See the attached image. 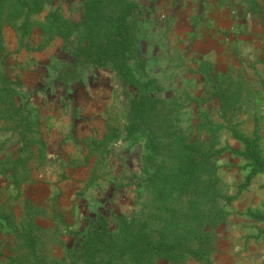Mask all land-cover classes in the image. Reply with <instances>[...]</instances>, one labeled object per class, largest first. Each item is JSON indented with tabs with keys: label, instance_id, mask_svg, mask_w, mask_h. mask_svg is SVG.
Listing matches in <instances>:
<instances>
[{
	"label": "rangeland",
	"instance_id": "374dc122",
	"mask_svg": "<svg viewBox=\"0 0 264 264\" xmlns=\"http://www.w3.org/2000/svg\"><path fill=\"white\" fill-rule=\"evenodd\" d=\"M136 1L141 8L136 26L143 59L134 77L153 80L157 96L175 98L183 107L181 121L195 126L197 112L203 110L213 122L222 125L216 136L218 146L227 150L219 158V174L238 191L249 169L245 158L230 151L244 150L232 129L253 137L257 128L264 159V15L250 11L245 0H226L222 4L216 0ZM258 1L259 7H264V1ZM82 3L83 0H53L38 16L43 18L59 9L62 17L77 21ZM79 36L77 32L66 39V46L56 36L38 50L34 46L41 40L39 31L27 39L28 45L20 46L15 30L3 27L5 47L0 51V72L11 79L18 91L17 99L25 103L36 121L33 134L42 142V153L38 149L37 156L28 163V182L16 186L0 173V199L8 197L9 201L5 206L3 200L0 207V264H5L16 245L11 224L23 227L27 209L41 228L38 235L43 243H38L36 249L39 259L44 257L45 262L64 255V247L75 246L72 232L85 228L87 219L97 212L127 217L133 212L130 182L133 173L139 171L144 149L138 143L132 144L123 128L138 89L111 63L93 65L80 54L73 55ZM206 70L222 74L225 84L231 78L232 87L243 84L241 94L224 114L217 97L212 95L214 87ZM4 127L1 122V139L9 134ZM5 143L0 160L5 155L16 156V136ZM250 184L255 194L259 192V201L252 195L247 207H242L241 202L233 207L231 201L225 231L239 226L244 232L241 236L253 237L264 249V222L254 221L247 214L264 213V170L255 174ZM217 247L214 244L213 250ZM260 255L261 259L246 264H264V252ZM160 264L211 263L188 259Z\"/></svg>",
	"mask_w": 264,
	"mask_h": 264
},
{
	"label": "trees",
	"instance_id": "16d2710c",
	"mask_svg": "<svg viewBox=\"0 0 264 264\" xmlns=\"http://www.w3.org/2000/svg\"><path fill=\"white\" fill-rule=\"evenodd\" d=\"M51 1L0 0V51L5 47V25L15 30L20 46L28 45L27 39L35 30L39 31L41 40L34 46L38 50L56 36L61 37L66 46L69 43L66 39L78 32L80 36L74 44L73 55L80 54L93 65L111 63L125 80L137 86L123 130L132 144L141 145L144 153L140 155L139 171L131 177L134 193L131 216L97 212L87 219L85 228L72 232L75 246L64 247V255L50 257L45 262L44 257L39 259L36 249L38 243H43L38 235L41 228L29 217L27 209L28 218L23 227L19 229L14 222L11 224L10 232L16 245L13 253L6 256L5 264H160L161 261L181 263L188 259L209 263V253L217 243V229L229 216L227 206L255 174L264 170L257 128L253 137L232 129L244 150L230 151L245 158L249 171L237 193L229 195L228 184L219 174L218 161L227 150L218 146L216 134L222 125L213 122L203 110L197 112L199 119L195 126L181 121L179 115L184 113L183 107L175 98L157 96L153 80L134 77V71L140 70L138 62L143 59L136 26L141 10L139 2L83 0L77 21L62 17L59 9L39 18L46 3ZM225 1L216 0L219 4ZM245 1L250 11L264 15V7H259L258 0ZM25 40L27 42L22 44ZM205 75L212 81V95L218 99L219 110L226 113L241 94L243 84L232 87L231 78L225 84L224 76L217 71L206 70ZM17 97L18 91L11 79L0 72V123L5 124L3 130L9 132L0 138V149L14 136L18 143L15 157L1 158L0 173L16 186L31 180L28 163L37 156L42 145L33 134L36 121ZM39 151L41 154V149ZM247 214L254 221L264 222L261 211Z\"/></svg>",
	"mask_w": 264,
	"mask_h": 264
},
{
	"label": "crops",
	"instance_id": "0c3cea01",
	"mask_svg": "<svg viewBox=\"0 0 264 264\" xmlns=\"http://www.w3.org/2000/svg\"><path fill=\"white\" fill-rule=\"evenodd\" d=\"M228 193L229 195H235L237 193L236 186L231 182H228ZM1 190V189H0ZM250 195L258 200L260 198L259 192L255 194V188L253 184L248 185L239 195L232 200L231 205L233 207H238V203L241 202L242 207H247L250 205L248 202L250 200ZM256 195V196H255ZM3 200L5 201V206L8 205V197L0 199V207ZM259 201V200H258ZM241 209V206H239ZM3 215L0 216V221ZM226 223L218 228L217 237V249L212 250L213 253L210 255L211 264H246V262H253L256 259H261V255L264 249H261L253 237L246 239L241 236L244 232L236 225L229 228L228 232L225 231ZM264 255H262V260ZM248 260V261H247Z\"/></svg>",
	"mask_w": 264,
	"mask_h": 264
}]
</instances>
